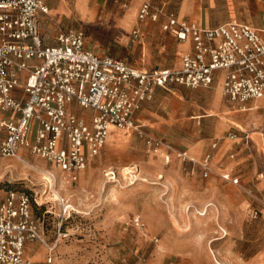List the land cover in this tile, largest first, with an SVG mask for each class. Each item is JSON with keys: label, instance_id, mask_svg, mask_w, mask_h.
<instances>
[{"label": "rangeland", "instance_id": "374dc122", "mask_svg": "<svg viewBox=\"0 0 264 264\" xmlns=\"http://www.w3.org/2000/svg\"><path fill=\"white\" fill-rule=\"evenodd\" d=\"M44 1L50 14L41 26L51 43L60 29L82 27L87 46L95 52L143 67L171 66L178 60V44L158 25L149 23L140 39L130 32L143 0ZM149 1L165 2L176 10L181 3ZM202 5L211 7L214 16L230 14L233 6L237 14L233 18H241L253 14L260 4L256 0H202ZM128 13L134 17L124 23L122 18ZM257 22L263 24L264 18L259 16ZM217 91L215 87L182 86L160 90L153 101V127L146 125L152 134L189 151L203 139L209 145L222 137L221 144H232L227 133L243 128L255 140L252 150L244 152L245 157L252 156V162L243 168L262 188L264 107L241 111V105L228 102ZM212 105H219V110L211 109ZM78 113L87 119L91 114L85 109ZM3 116L0 111V119ZM3 135L0 129V139ZM208 145L198 154L190 153L198 159ZM223 153L217 158V172L203 178L198 169L192 172V165L174 154L155 155L136 133L117 130L99 155L89 157L75 182L39 157L27 155L20 161L0 155V201L11 190L29 194L49 244L59 238L53 251L38 242L28 246L34 264H264V206L250 200L241 188L225 185L218 173ZM63 199L74 210L60 231ZM254 208L260 210L257 217ZM138 215L144 222L142 228L134 224Z\"/></svg>", "mask_w": 264, "mask_h": 264}, {"label": "built area", "instance_id": "2783aa9c", "mask_svg": "<svg viewBox=\"0 0 264 264\" xmlns=\"http://www.w3.org/2000/svg\"><path fill=\"white\" fill-rule=\"evenodd\" d=\"M49 12L44 0H0L2 157L20 161L27 155L39 157L75 182L89 157L101 153L116 128L136 133L155 155L176 154L192 165V172L198 169L201 177L208 178L217 172L214 155L219 139L197 160L146 130L136 122V114L155 99L157 89L172 91L178 86L210 89L219 85L230 102L264 101V26L237 20L205 26L145 0L138 9V20H162V30L187 47L177 67L144 68L95 52L87 46L82 27L61 29L51 43L39 21L40 14ZM140 33L139 28L132 31L134 38ZM78 109L90 111L89 119ZM228 137L235 139L237 134L230 132ZM229 156L233 159L235 153ZM47 172L56 181L55 174ZM218 173L264 206V196L246 188L234 168L223 167ZM62 201L60 231L74 210ZM253 211L257 217L259 208ZM134 224L144 227L140 215L134 217ZM58 241L49 244L29 194L11 190L0 201V264H34L27 253L30 244L38 242L53 251Z\"/></svg>", "mask_w": 264, "mask_h": 264}, {"label": "crops", "instance_id": "0c3cea01", "mask_svg": "<svg viewBox=\"0 0 264 264\" xmlns=\"http://www.w3.org/2000/svg\"><path fill=\"white\" fill-rule=\"evenodd\" d=\"M143 1H145V0H143ZM201 1L202 0H181L180 6H179V10L170 8L167 5V3H165V2H153V3L166 6V8H168L169 10H172L175 13H177L178 17L181 18V19H185V20L190 21V22H195V23L203 24L205 26H211V27H213V26H217L219 24H222V23H225V22H228V21H233V20L245 22L247 24H250V25L255 26V27H258V28H262L264 26V23L261 24V23L257 22V18H259V16L260 17L262 16V18H264V2L262 0H256L260 5L258 6V9H256V11H253V14H250V13L247 14V13H245V14H243V16L241 18H238V17L237 18H233V17H236L237 16L235 10L233 9L234 8L233 6L231 8V13L228 14V15H219V16L211 15L210 14V10H212V8L211 7L208 8L207 6H204V5L201 6ZM215 1L216 0H208L209 3H211V2L212 3H215ZM141 3L139 4L138 8L136 9V13H135L136 23L132 27V29H131L130 32L132 33V31H133L134 28H139L140 31H141V33H140V36L138 38H136V39H140V38H142L144 36V34H146V32H147L146 31L147 30V25L149 23L153 27L155 25H158V27L160 28V30L162 32H165L161 28V21L162 20L160 22H153V21H143V22H141V21L138 20V16H137L138 15V9H139ZM201 7H204V8H201ZM49 14H50V12H49ZM46 16L47 15H43V14H40L39 15L40 28H41V32L42 33H44V32L42 30L41 23H42L43 19ZM133 17L134 16L132 15V13H128L124 18H122V21L124 23H128L129 22V19H133ZM165 33L168 34V35H170L171 37H173L175 39L176 43L179 46V50L177 52L178 60H177V62L175 64H173L171 66H160V65H156V66H153V67H168L169 68V67H177V66H179L180 63H181V53L187 47V44H184V43L179 42L177 40V38L174 37L173 35H171V34H169L167 32H165ZM99 54L100 55H105V54H102V53H99ZM137 66H139V65H137ZM139 67H143V66H139ZM153 67H145L144 66V68H153ZM215 88H218V91L216 93L219 96H222L220 86L219 85H216ZM210 89H212V88H210ZM160 90H164V89H161V88L157 89L156 94L159 93ZM155 98H156V95H155ZM153 101L150 102V103H147L143 107V109L136 114V122H138L139 124L143 125V127L146 130H148L149 132H151L150 130H152V129H150L146 124H148V125H150V126L153 127ZM227 101L230 102L228 99H227ZM239 105H241V104H239ZM258 106H263L264 107V101L263 100H259V101H249L248 103L241 105V107H243V108L240 109V110L241 111H245V110H247L246 107L247 108H250L252 110L254 108H258ZM211 109H214L215 111H218L219 110V105H218V107H213V105H212V108ZM243 109H245V110H243ZM146 111H148L151 115L150 114H145ZM142 118L144 120H146V123L145 122H142ZM232 122H234V121L232 120ZM117 130L118 129L113 128L111 135H113L115 133V131H117ZM130 131H127V132H130ZM131 132H133V131H131ZM230 132L236 133L237 134V137L235 139H230L228 137V134ZM245 134L248 135L247 138H246V135ZM156 135H158V134H156ZM158 136H161V135H158ZM162 137H164V136H162ZM225 137L228 140L233 141V143L232 144H225V145H223L221 143L223 142L224 138H222V137L219 138L218 137V138L213 139L210 142V144L208 145V140L207 139H203L202 141H199V142L193 144L190 147V151L186 147H177V146H175V143L172 140H170L167 137H164V138L167 141H169L170 143H172L178 149L186 150L188 152V154H190V156H192L195 159H197V158L195 156H193L190 152H192L194 154H198L200 151H202L204 149V147L207 144L208 145L207 149L203 152V154L200 156V158H198V159H201L203 157V155L210 150L211 143L214 140L219 139V146H218L217 150L215 151V155H214V157H215L214 158L215 164H218V159L217 158L219 157V153L221 154V152H224L223 153L224 154L223 157L220 159V161L224 160L223 166H221V168H223V167H225V168H234L236 174L241 177V182H242V184L246 188H249L252 191H254L255 193L264 196V192H262V191H264V187L260 188L258 185H256V183H254V181H253V177H250L251 175L248 173V169L247 168H243V166L249 165L252 162V156L245 157L244 156V152L246 150H249V151L252 150L251 149L252 143H253V141H255L253 139V136L251 135L250 132L245 131L243 128L240 127V128H238L236 130L229 131ZM261 139H262L261 140L262 141V144L264 145V137H262ZM231 153H235V158H233V159L230 158L229 155ZM171 154H174V153H171ZM174 155L176 156V154H174ZM229 184L231 186H235V185H233V184H231L229 182H225V185H229ZM235 187H238V186H235ZM242 193L245 194L250 200L252 199V197L250 195H248L247 193H245L243 190H242Z\"/></svg>", "mask_w": 264, "mask_h": 264}, {"label": "bare ground", "instance_id": "6f19581e", "mask_svg": "<svg viewBox=\"0 0 264 264\" xmlns=\"http://www.w3.org/2000/svg\"><path fill=\"white\" fill-rule=\"evenodd\" d=\"M128 168H129V167H128ZM125 170H126V169H125ZM54 195H55V194H54ZM56 196H57V195H56ZM56 198H57V197H56ZM218 264H221V263L218 262Z\"/></svg>", "mask_w": 264, "mask_h": 264}, {"label": "trees", "instance_id": "16d2710c", "mask_svg": "<svg viewBox=\"0 0 264 264\" xmlns=\"http://www.w3.org/2000/svg\"><path fill=\"white\" fill-rule=\"evenodd\" d=\"M42 208V207H41ZM64 224V223H63Z\"/></svg>", "mask_w": 264, "mask_h": 264}]
</instances>
